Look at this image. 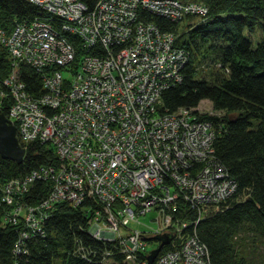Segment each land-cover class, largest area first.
Instances as JSON below:
<instances>
[{"label": "built area", "instance_id": "obj_1", "mask_svg": "<svg viewBox=\"0 0 264 264\" xmlns=\"http://www.w3.org/2000/svg\"><path fill=\"white\" fill-rule=\"evenodd\" d=\"M27 1L39 14L16 22L9 35L0 30L11 61L10 73L0 80V110L9 99L5 115L20 144H49L57 162L2 188L4 222L22 226L15 254L24 252L23 241L44 235L43 224L57 203L93 202L98 208L90 215L89 234L116 242L127 264H137V252L148 250L147 237L163 233L170 248L152 264H210L195 229L182 234L187 223L173 220L177 201L196 209L197 225L203 211L219 209L237 185L216 158L214 127L202 117L212 110L169 111L163 103V93L183 80L187 53L172 33L138 19L140 10L172 21L202 18L208 6L98 0L89 9L80 0ZM22 66L41 77L38 94L21 80ZM35 181L49 182L50 190L30 204L23 197ZM153 212L155 230L128 229Z\"/></svg>", "mask_w": 264, "mask_h": 264}, {"label": "trees", "instance_id": "obj_2", "mask_svg": "<svg viewBox=\"0 0 264 264\" xmlns=\"http://www.w3.org/2000/svg\"><path fill=\"white\" fill-rule=\"evenodd\" d=\"M80 1L92 9L98 0ZM179 1L205 3L209 12L181 21L145 10L138 14L139 20L172 33L175 45L188 55L183 80L163 93V103L169 111L197 108L204 100L211 104L213 113L202 117L214 127L216 158L237 189L219 209H205L197 225L196 209L178 200L173 220L187 223L182 234L195 229L208 249L210 264H264V253L256 254L258 246L264 252V0ZM37 14L39 10L27 0H0V30L9 35L16 22ZM256 31L260 39L254 46ZM70 39L76 42L77 37ZM10 71L9 55L0 45V80ZM20 78L29 91H42L41 77L31 67L22 66ZM10 103L6 98L1 108L4 114ZM56 162L54 148L38 141L25 145L20 164L0 156V200L9 180ZM49 190V182L35 181L23 200L36 204ZM97 208L93 202L76 207L57 203L43 224L44 235L23 241L24 252L15 254L22 226L4 222L8 209L0 202V264H127L116 242L89 234L90 215ZM145 240L151 245L156 242L150 237ZM148 253L137 252L136 263L147 261Z\"/></svg>", "mask_w": 264, "mask_h": 264}, {"label": "water", "instance_id": "obj_3", "mask_svg": "<svg viewBox=\"0 0 264 264\" xmlns=\"http://www.w3.org/2000/svg\"><path fill=\"white\" fill-rule=\"evenodd\" d=\"M0 156L3 159L22 163L25 148L20 144L16 126L0 110ZM158 246L148 256V263L152 264L162 248L170 242L169 235L163 233L153 238Z\"/></svg>", "mask_w": 264, "mask_h": 264}, {"label": "rangeland", "instance_id": "obj_4", "mask_svg": "<svg viewBox=\"0 0 264 264\" xmlns=\"http://www.w3.org/2000/svg\"><path fill=\"white\" fill-rule=\"evenodd\" d=\"M260 39V34L256 32H254L252 34V40L254 43V46L256 45V43L259 41ZM64 76H67V74H64ZM211 104L204 100L199 104V109L202 110L203 112H211ZM156 217V213H148L145 217H141L138 219V221L140 223H136V222H131L128 225V229L130 230H137V231H151V230H155L158 225L153 221V219ZM158 246V244L154 243L153 245H150L148 248V251H152L154 250L156 247ZM258 250L259 252L256 253L257 255H262L264 252L262 250V247L258 246Z\"/></svg>", "mask_w": 264, "mask_h": 264}]
</instances>
